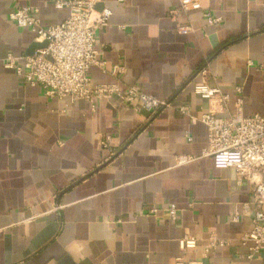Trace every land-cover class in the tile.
<instances>
[{
	"label": "crops",
	"instance_id": "0c3cea01",
	"mask_svg": "<svg viewBox=\"0 0 264 264\" xmlns=\"http://www.w3.org/2000/svg\"><path fill=\"white\" fill-rule=\"evenodd\" d=\"M202 2L176 17L169 12L180 0L99 5L112 10L97 36L106 64L90 75L96 83L138 84L172 103L149 117L118 97L72 102L21 83L2 59L31 54L36 41L10 13L38 7L51 24L69 9L53 0H0V264H174L178 257L247 264L240 238L251 226L254 185L239 182L234 168L215 167L204 154L207 126L178 108L186 104L196 116L207 110L194 83L208 64L205 80L231 94L230 111L242 86L244 113L264 116V0ZM208 9L222 17L220 26L206 24ZM183 23L195 32L181 33ZM119 65L125 71L115 74ZM106 135L115 156L101 144ZM187 235L198 242L185 251ZM211 235L229 244L204 256ZM255 264H264V252Z\"/></svg>",
	"mask_w": 264,
	"mask_h": 264
},
{
	"label": "built area",
	"instance_id": "2783aa9c",
	"mask_svg": "<svg viewBox=\"0 0 264 264\" xmlns=\"http://www.w3.org/2000/svg\"><path fill=\"white\" fill-rule=\"evenodd\" d=\"M104 1L53 0L56 8H68L69 15L61 22L51 24L42 21L38 7L16 8L10 13V20L20 28L29 29L37 43L46 45L36 48L32 54L17 56L8 53L2 59L3 66L14 70L21 83L39 86L49 98H67L72 102L85 100L94 104L97 100L118 97L136 111L154 116L171 107L172 103L143 91L138 84L123 88L119 82L96 83L90 75L93 66L104 69L106 64L97 47L98 32L109 25L112 16L111 9L99 8ZM202 3V0H180L179 6L170 10L169 14L176 17L179 11L200 10ZM203 16L209 26L218 27L222 24V17L215 15L211 9L204 10ZM179 31L188 34L195 32V28L191 23H183ZM124 71L125 65H119L115 74ZM208 75L209 67L206 64L197 72L199 79L194 83L195 93L207 101V110L200 116L193 115L186 104L178 110L193 122L200 121L207 126L208 147L204 154L213 158L217 169L234 168L239 182L246 178L254 185L250 202L254 206L251 226L240 241L248 248L247 264H255L264 252V116L244 113L242 86L235 87L236 110L230 111L231 94L223 92L218 85L211 86L205 80ZM111 139L110 135H106L101 144L110 151L111 156H115L116 150L110 144ZM167 210L171 219H178L175 204H171ZM156 211V208L151 209V212ZM240 217L241 213L237 211L232 221L238 222ZM197 242L196 237L187 235L181 239L180 245L186 251L195 248ZM228 244V240L211 235L204 247V256ZM174 264L205 263L203 260L178 257Z\"/></svg>",
	"mask_w": 264,
	"mask_h": 264
},
{
	"label": "water",
	"instance_id": "95a60500",
	"mask_svg": "<svg viewBox=\"0 0 264 264\" xmlns=\"http://www.w3.org/2000/svg\"><path fill=\"white\" fill-rule=\"evenodd\" d=\"M45 45H46V43L40 44V43H37V42H36V43H35V48H34V50H35L36 48L40 47V46H45ZM34 50H33V52H34ZM33 52H32V53H33ZM32 53H31V54H32Z\"/></svg>",
	"mask_w": 264,
	"mask_h": 264
}]
</instances>
